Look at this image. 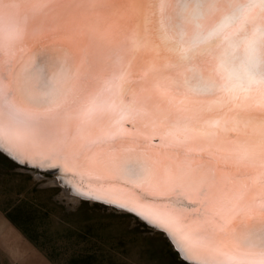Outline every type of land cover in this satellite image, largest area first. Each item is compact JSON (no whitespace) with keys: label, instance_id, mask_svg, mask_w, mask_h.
<instances>
[{"label":"snow or ice","instance_id":"1","mask_svg":"<svg viewBox=\"0 0 264 264\" xmlns=\"http://www.w3.org/2000/svg\"><path fill=\"white\" fill-rule=\"evenodd\" d=\"M0 160L180 264H264V0H0Z\"/></svg>","mask_w":264,"mask_h":264},{"label":"rangeland","instance_id":"2","mask_svg":"<svg viewBox=\"0 0 264 264\" xmlns=\"http://www.w3.org/2000/svg\"><path fill=\"white\" fill-rule=\"evenodd\" d=\"M41 184L42 181L36 179L31 172H25L20 167L13 168L8 162L0 160V264H14L16 255L24 253V244L49 264H64L58 250L52 253L54 262L50 261L6 218L5 212L19 201H25L32 210L37 211L39 220L36 222L41 228L49 223V231L60 232L57 237L51 238L56 248L70 243L80 244V248L92 246L94 251H103L107 255L103 256L104 259H113L114 264L180 262L177 259L176 263L170 254L166 256L168 251L165 249L170 246L161 233L153 230L147 233L130 230L133 228L131 216L119 214L101 205L89 206L91 203L82 205L77 211L66 212L55 199L56 189L44 188ZM5 226H12L13 231L5 230ZM170 250L172 251L171 248Z\"/></svg>","mask_w":264,"mask_h":264},{"label":"trees","instance_id":"3","mask_svg":"<svg viewBox=\"0 0 264 264\" xmlns=\"http://www.w3.org/2000/svg\"><path fill=\"white\" fill-rule=\"evenodd\" d=\"M5 215L12 225L17 228L36 248L40 249L52 262H54L52 253L58 250L60 253L58 255L62 257L64 264H114L113 259H104L103 256L106 257L107 255L103 251H94L92 246L87 247V245H85L80 248V244L70 243L61 248H56V245L51 238L52 236L57 237L60 232L49 231V223L44 224L45 227L41 228L39 226L40 224L36 222V220H39L37 211L32 210V207L26 205L25 201H19L12 205L7 212H5ZM165 251H168L166 256H168V254L172 255L174 261L177 263V257L168 246ZM163 256H165V252H163ZM178 264H180V262H178Z\"/></svg>","mask_w":264,"mask_h":264},{"label":"crops","instance_id":"4","mask_svg":"<svg viewBox=\"0 0 264 264\" xmlns=\"http://www.w3.org/2000/svg\"><path fill=\"white\" fill-rule=\"evenodd\" d=\"M5 223H7V222H5ZM8 226L7 227L5 226L4 229L5 230L9 229L10 232L13 231V227L10 226V228H9ZM23 248L25 249L24 253H19L18 255H16L15 260H14V262H15L14 264H49V262L45 258H43V257L39 256L38 254L30 251L25 244L23 245Z\"/></svg>","mask_w":264,"mask_h":264},{"label":"water","instance_id":"5","mask_svg":"<svg viewBox=\"0 0 264 264\" xmlns=\"http://www.w3.org/2000/svg\"><path fill=\"white\" fill-rule=\"evenodd\" d=\"M89 203H91V202H89ZM101 206L106 207L107 209L112 210V211L117 212V213L120 212L119 209L110 208V207H109L108 205H106V204L101 205ZM125 215L131 216L130 213H125ZM141 223H143V222L141 221ZM153 231L158 232V231H156L155 229H153ZM159 233L162 234V236H163L164 239L167 241V243L169 244V246H170V248L172 249V251L174 252V254L177 256V259L179 260V258H178V253L176 252V249L174 248L173 244L165 238L163 232H159ZM179 261H180V260H179ZM185 264H186V262H185Z\"/></svg>","mask_w":264,"mask_h":264},{"label":"bare ground","instance_id":"6","mask_svg":"<svg viewBox=\"0 0 264 264\" xmlns=\"http://www.w3.org/2000/svg\"><path fill=\"white\" fill-rule=\"evenodd\" d=\"M21 2L23 3V2H24V0H21Z\"/></svg>","mask_w":264,"mask_h":264}]
</instances>
